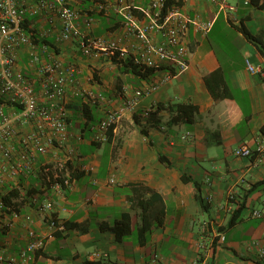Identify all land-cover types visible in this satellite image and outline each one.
<instances>
[{
	"label": "crops",
	"instance_id": "obj_1",
	"mask_svg": "<svg viewBox=\"0 0 264 264\" xmlns=\"http://www.w3.org/2000/svg\"><path fill=\"white\" fill-rule=\"evenodd\" d=\"M41 1H25L24 30L40 44L20 45L17 67L36 81L39 93L44 65L60 61L75 67L76 82L68 86L71 138L66 149H75L73 163L82 174L62 192L44 190L37 174L58 167L65 156V150L51 146L46 154L35 156L30 175L21 173L0 184V197L11 187H20L23 193L32 186L44 190L32 204L21 206L18 217L0 210V253L5 257L1 264H14L12 260L15 264H192L195 259L201 264H264L254 245L264 234V219L251 215L253 209L264 207V151L248 157L234 154L239 146L256 148L264 142V76L247 68V60L264 65V54L236 28L242 23L264 42V7L251 0H227L234 10L212 0H182L181 8L190 17L212 21L208 31L190 25L188 67L139 97L135 109L114 123L110 141H97V124L106 117L107 108L118 109L136 89L175 71L174 63L165 61L145 74L132 73L109 48L111 41L130 54L139 47L140 40L125 25L124 13L133 8L149 10L153 0H71L79 11L76 22L82 37L100 41L88 55L83 53L82 37L60 39L61 20L56 13L33 12ZM98 1L110 7L99 10ZM88 17L93 19L90 25ZM225 35L228 45H219ZM158 38L154 33L153 40ZM43 39L50 44H42ZM217 69L225 81L219 80L217 90L224 93L220 99L213 97L205 82V76ZM94 102L98 103L96 121L91 129L82 130L86 120L82 105ZM179 102L198 106L193 122L172 121ZM17 127L20 133L31 128ZM133 185L158 192L166 210L164 223L153 228L145 243L138 238L141 209L132 205ZM49 201L53 206L41 210ZM124 212L132 216V231L117 240L100 223H113ZM27 214L31 221L25 219ZM53 216L88 229L63 230L57 236L50 225ZM29 229L44 238V245L32 261L23 262L21 251L29 242ZM93 252L100 256L91 257Z\"/></svg>",
	"mask_w": 264,
	"mask_h": 264
},
{
	"label": "built area",
	"instance_id": "obj_2",
	"mask_svg": "<svg viewBox=\"0 0 264 264\" xmlns=\"http://www.w3.org/2000/svg\"><path fill=\"white\" fill-rule=\"evenodd\" d=\"M25 1L0 0V184L2 185L8 178L14 180L21 173L30 175L33 172L35 156L46 154L51 146L65 150V156L57 167L59 169L65 168L67 161L73 162L76 158L75 149H66L71 138L67 108L70 99L68 86L76 82L75 67L66 66L60 61L44 65L41 69L43 76L40 78L41 93L36 89V81L23 74L17 67L16 49L22 44L34 46L22 25L26 11ZM212 1L221 2L223 6L229 5L231 10L235 9L227 0ZM164 2L165 0H153L149 10L136 8L142 12V15L132 10L124 13L127 29L134 33L141 42L131 54L129 50L119 48L116 41H111L109 48L112 54L118 55L119 59L131 57L143 71L147 68L159 67L165 61L174 63L175 71H167L146 87L136 89L135 94L126 98L118 109L107 108L106 117L97 124L94 140L105 141L110 125L127 111L132 112L139 97L158 89L176 73L188 67L190 25L204 31L211 28L212 21L201 22L199 19L192 18L181 6H173L163 13ZM249 2L250 0H245V3ZM109 7L107 2L98 1L97 3L99 10ZM45 9L59 16L61 20L60 39L69 40L82 37L76 22L79 11L73 7L71 0H42L37 7L33 8V12L38 13ZM92 22V17H88V25ZM154 33L159 37L158 42L153 40ZM99 43L100 41L82 37L83 53L91 54L94 45ZM247 68L253 73L264 76V65L262 64L256 65L247 60ZM74 94H80V90H75ZM6 106L12 107L10 112L6 110ZM17 124H27L31 128L20 133ZM14 140L18 142V146L15 145ZM263 151L264 142L258 144L256 148L246 145L239 146L234 150V154L248 157L254 152L262 153ZM51 170L52 167L44 169L45 172ZM51 181V189L56 192H62L64 186L67 187L72 182L68 171L64 174L54 172ZM52 206L53 203L49 201L40 209H49ZM8 209L9 207L0 198V210ZM12 215L18 217L19 212L12 211ZM251 215L264 219V207L253 209ZM25 219L31 221V215L27 214ZM50 225L54 230H65L63 223L56 222L53 218ZM28 233L29 242L21 251L23 262L32 261L36 252L44 245V238L34 229H29ZM254 245L257 247L259 259L264 262V234L260 240L254 242ZM98 256H100L98 252L91 253L93 258ZM4 260V255L0 253V264ZM12 262L15 264V261L12 260ZM200 262L201 260L195 259L192 264H201Z\"/></svg>",
	"mask_w": 264,
	"mask_h": 264
},
{
	"label": "trees",
	"instance_id": "obj_3",
	"mask_svg": "<svg viewBox=\"0 0 264 264\" xmlns=\"http://www.w3.org/2000/svg\"><path fill=\"white\" fill-rule=\"evenodd\" d=\"M251 2L258 7H264V0L260 2L259 0H251ZM183 2L182 0H165L164 6H163V13H166V11L173 7V6H182ZM134 12L141 14V12L137 9L133 10ZM22 25L27 28V21H23ZM236 28L244 34V36L254 42L260 49L261 53L264 54V42L256 35H253L248 28L244 24L236 25ZM31 39L36 44H40L37 39L34 38V35L31 34ZM42 44H50L49 41L42 40ZM121 64L127 68L132 73L135 74H145L150 69H157L158 67H152L147 68L145 71L141 70L136 63L132 60L131 57H127L126 59H123L120 61ZM160 67V66H159ZM224 75L221 69H217L205 76V82L207 87L209 88L210 92L212 93L213 97L215 99H220L224 96V93L221 91L218 92L217 88L220 85L219 80L221 79V84L224 81ZM219 84V85H218ZM97 102L90 104V103H83L82 105V113L85 116V122L82 127V130H85L86 127L88 129H91L92 125L96 121V116L94 114V110L97 108ZM175 111L176 114L173 116L172 121L173 122H186L190 123L195 120V115L198 111V106L193 103H184L179 102L175 105ZM115 124L112 123L109 127V130L107 131V141H110L113 136V130H114ZM262 130L264 132V127H262ZM94 145H98L99 142L93 141ZM58 171L60 174H64L67 171L69 172L71 176V180H75L79 178V176L82 174V171L80 168L72 161L66 162L65 168H52L50 172L43 171L41 175L37 174V180L40 183V186H43L44 190H49L52 185L51 179L54 176V172ZM66 186H64L65 188ZM42 189H38L35 186L29 187L24 193L22 191V188L20 187H11L9 188L5 193L1 194V199L9 207L7 210L9 213H12V211L19 212L21 210V206L29 201L30 204H32L31 200L35 198V195L39 193V191H44ZM133 200L132 205L135 207H139L141 209L140 213V224H139V231H138V238L140 243H145L148 239L149 234L153 230L155 226H159L164 223L165 216H166V210L165 206L163 204V199L161 195L156 192L154 189H152L149 186L146 185H133ZM197 198H199L200 201H202V198L197 193ZM53 219L58 222L59 220L53 216ZM60 222V221H59ZM65 230L70 229H79L80 231H86L88 228L84 225H81L74 220H64L62 221ZM234 223V220L231 222V224ZM100 228L102 230H109L113 232L117 238V240H120L123 236L130 234L132 231V216L129 212H124L119 219L114 221L113 223L109 222H101ZM62 230L55 229L53 233L57 236L62 235ZM40 251H37V254ZM92 264H103L98 261H92Z\"/></svg>",
	"mask_w": 264,
	"mask_h": 264
},
{
	"label": "rangeland",
	"instance_id": "obj_4",
	"mask_svg": "<svg viewBox=\"0 0 264 264\" xmlns=\"http://www.w3.org/2000/svg\"><path fill=\"white\" fill-rule=\"evenodd\" d=\"M223 38V39H222ZM219 41V45H221L222 43H225V45L227 46V40L228 38L226 37V35L224 37H222ZM217 43L213 42V47L215 48L216 52L220 55V47L218 45H216ZM222 57V56H221Z\"/></svg>",
	"mask_w": 264,
	"mask_h": 264
}]
</instances>
